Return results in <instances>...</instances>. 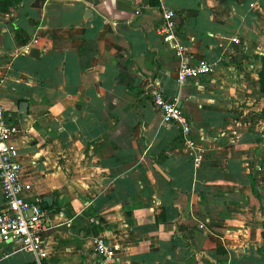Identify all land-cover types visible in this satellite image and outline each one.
Segmentation results:
<instances>
[{"label": "crops", "instance_id": "crops-1", "mask_svg": "<svg viewBox=\"0 0 264 264\" xmlns=\"http://www.w3.org/2000/svg\"><path fill=\"white\" fill-rule=\"evenodd\" d=\"M164 7L208 73L176 82ZM263 42L264 0H0V102L32 193L51 196L42 255L0 240V264H91L95 234L110 264H264V133L246 117L264 104ZM154 88L192 146L160 122Z\"/></svg>", "mask_w": 264, "mask_h": 264}, {"label": "built area", "instance_id": "built-area-1", "mask_svg": "<svg viewBox=\"0 0 264 264\" xmlns=\"http://www.w3.org/2000/svg\"><path fill=\"white\" fill-rule=\"evenodd\" d=\"M155 30L161 34L164 41L178 55L175 68V79L183 84L189 79H195L211 69L210 62L203 57L188 61L182 55L185 46L176 39L174 33V11L164 7ZM231 40L238 43L237 37ZM183 56V57H182ZM152 106L160 113V122L174 126L182 141L192 146L189 136L190 122L183 113L175 96H167L160 89L150 90ZM17 130L15 123L9 118L0 102V191L2 205L0 206V240L13 242L16 248L25 249L35 257L43 253L44 233L48 228L46 210L41 206L26 174H22L18 151L14 141ZM93 251L91 264H110L113 260V246L101 235L91 239Z\"/></svg>", "mask_w": 264, "mask_h": 264}, {"label": "trees", "instance_id": "trees-1", "mask_svg": "<svg viewBox=\"0 0 264 264\" xmlns=\"http://www.w3.org/2000/svg\"><path fill=\"white\" fill-rule=\"evenodd\" d=\"M148 3L151 5H154L158 3V0H148ZM257 82H258L259 90L263 91L264 90V50L259 56V68L257 71ZM261 109L264 110V104L262 105ZM91 219H92L91 222L93 223L94 218H91ZM175 229L177 232L181 233L178 228L177 222H175ZM261 237H262V240L264 241V228H262L261 230Z\"/></svg>", "mask_w": 264, "mask_h": 264}, {"label": "rangeland", "instance_id": "rangeland-1", "mask_svg": "<svg viewBox=\"0 0 264 264\" xmlns=\"http://www.w3.org/2000/svg\"><path fill=\"white\" fill-rule=\"evenodd\" d=\"M263 50H264V42H263V48H262V52H263ZM261 52V53H262ZM260 53V54H261ZM260 54L257 56V55H255V54H251L252 56H253V58L254 59H256L257 60V63L259 64V56H260ZM249 56V55H248ZM257 68H259V65H258V67ZM246 117H248V118H250V119H253V118H256L257 119V121L259 122L258 123V130H257V133H264V110H260L259 112H257V113H252V114H246ZM257 124V123H256ZM254 125H255V123H254ZM262 153L264 154V150L262 151Z\"/></svg>", "mask_w": 264, "mask_h": 264}, {"label": "water", "instance_id": "water-1", "mask_svg": "<svg viewBox=\"0 0 264 264\" xmlns=\"http://www.w3.org/2000/svg\"><path fill=\"white\" fill-rule=\"evenodd\" d=\"M86 11H88V8L85 9V12ZM177 104H179L178 101H177ZM25 110H26V101L25 100H19V102H18V112L19 113H24ZM157 169L159 170V172L161 174H164L158 167H157ZM37 199L40 201L41 206L44 207V208L51 204V196H49V195H43L41 197H37Z\"/></svg>", "mask_w": 264, "mask_h": 264}]
</instances>
